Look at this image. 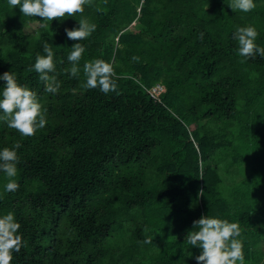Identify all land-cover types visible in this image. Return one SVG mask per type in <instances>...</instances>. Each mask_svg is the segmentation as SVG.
<instances>
[{
    "label": "trees",
    "instance_id": "obj_1",
    "mask_svg": "<svg viewBox=\"0 0 264 264\" xmlns=\"http://www.w3.org/2000/svg\"><path fill=\"white\" fill-rule=\"evenodd\" d=\"M231 3L92 0L44 22L0 0V76L12 71L34 91L47 119L32 136L0 120V150L22 145L16 191H4L0 171V216L12 212L23 237L11 264H196L200 249L185 236L202 215L238 223L245 264H264V58L241 62L233 38L253 26L264 47V0L247 13ZM82 18L96 30L69 40L65 28ZM79 42L72 78L67 56ZM45 43L55 94L29 70ZM94 59L132 78L108 94L85 89Z\"/></svg>",
    "mask_w": 264,
    "mask_h": 264
},
{
    "label": "clouds",
    "instance_id": "obj_2",
    "mask_svg": "<svg viewBox=\"0 0 264 264\" xmlns=\"http://www.w3.org/2000/svg\"><path fill=\"white\" fill-rule=\"evenodd\" d=\"M12 8L19 7L23 16L39 17L40 21H54L84 12L85 5H91L92 0H7ZM256 7L254 0H232L229 8L232 11L239 10L247 13ZM45 26V25H42ZM96 30V25L90 23L87 18L78 22V27L65 28L66 36L72 41H83ZM258 36L253 26L237 27L233 38L238 42L237 54L244 58L257 55L264 58V47L255 43ZM45 55L37 54L35 63L31 70L39 74L40 81L45 84V91L57 93L59 83L55 76L49 73L55 72L54 53L52 46L48 43L43 45ZM85 52L84 46L74 43L67 60L72 64L70 72L72 78H78L80 69L77 66ZM138 61L139 57H133ZM85 89H99L100 92L108 94L117 91V79H131L130 76L116 77L111 63L103 59L86 61L83 65ZM0 80L5 85L0 91V120H3L10 129L16 130L22 136H32L38 129H43L47 124L46 112L42 109L37 94L27 86L17 82L12 71L3 73ZM162 87V86H160ZM155 92V91H154ZM162 93V92H161ZM159 96L160 93H156ZM20 143H15L11 148L5 147L0 150V171L5 173L7 183L4 191L13 192L19 187L15 177L17 176V149L21 148ZM203 191L199 193L202 196ZM21 225L16 222L12 212L0 216V264H11L13 253H19L23 246V237L18 234ZM145 232L149 229L145 228ZM242 234L240 225L229 222L227 219H220L209 215H202L198 220L193 221L192 230L185 236V241L195 248H199L201 254L195 257L196 264H245L243 243L239 237ZM152 238L147 237L143 243L151 244Z\"/></svg>",
    "mask_w": 264,
    "mask_h": 264
},
{
    "label": "rangeland",
    "instance_id": "obj_3",
    "mask_svg": "<svg viewBox=\"0 0 264 264\" xmlns=\"http://www.w3.org/2000/svg\"><path fill=\"white\" fill-rule=\"evenodd\" d=\"M37 28H38V24H32L31 25V28L29 27V29H30V31H32L33 33H35L36 31H37ZM154 91L156 92V93H161V92H164V91H166V88L165 87H160V86H156L155 88H154Z\"/></svg>",
    "mask_w": 264,
    "mask_h": 264
}]
</instances>
